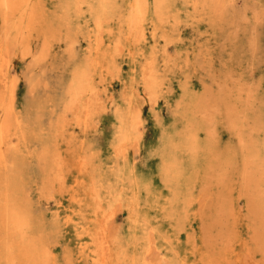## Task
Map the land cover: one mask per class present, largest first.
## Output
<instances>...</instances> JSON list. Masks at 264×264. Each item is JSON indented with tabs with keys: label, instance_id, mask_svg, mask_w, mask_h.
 <instances>
[{
	"label": "rangeland",
	"instance_id": "obj_1",
	"mask_svg": "<svg viewBox=\"0 0 264 264\" xmlns=\"http://www.w3.org/2000/svg\"><path fill=\"white\" fill-rule=\"evenodd\" d=\"M0 264H264V0H0Z\"/></svg>",
	"mask_w": 264,
	"mask_h": 264
},
{
	"label": "bare ground",
	"instance_id": "obj_2",
	"mask_svg": "<svg viewBox=\"0 0 264 264\" xmlns=\"http://www.w3.org/2000/svg\"><path fill=\"white\" fill-rule=\"evenodd\" d=\"M131 21V20H130Z\"/></svg>",
	"mask_w": 264,
	"mask_h": 264
}]
</instances>
